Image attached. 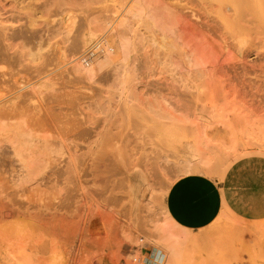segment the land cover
Masks as SVG:
<instances>
[{
    "label": "rangeland",
    "instance_id": "rangeland-1",
    "mask_svg": "<svg viewBox=\"0 0 264 264\" xmlns=\"http://www.w3.org/2000/svg\"><path fill=\"white\" fill-rule=\"evenodd\" d=\"M240 1L243 31L224 0H0V264H264V9ZM191 174L222 194L198 230L165 207Z\"/></svg>",
    "mask_w": 264,
    "mask_h": 264
},
{
    "label": "crops",
    "instance_id": "crops-1",
    "mask_svg": "<svg viewBox=\"0 0 264 264\" xmlns=\"http://www.w3.org/2000/svg\"><path fill=\"white\" fill-rule=\"evenodd\" d=\"M165 207L178 228L198 230L210 226L222 210V194L213 177L185 175L168 190Z\"/></svg>",
    "mask_w": 264,
    "mask_h": 264
},
{
    "label": "bare ground",
    "instance_id": "bare-ground-1",
    "mask_svg": "<svg viewBox=\"0 0 264 264\" xmlns=\"http://www.w3.org/2000/svg\"><path fill=\"white\" fill-rule=\"evenodd\" d=\"M262 1V0H261ZM224 2H227L226 3V5H225V7L226 8H228L229 6H230V3H233V2H235V4L237 3V6H239L238 8H239V10H237L236 12V14H235V16L234 17H232L231 19V21H232V25H240V26H242L241 25V23H245L248 19L246 18V16L248 15L247 13L245 14V12H246V9H248V7L250 6V4L248 3V2H244V1H240V2H236V0H224ZM257 2V1H256ZM263 3H264V0L262 1ZM262 2H260V4L263 6H260L259 8L261 9H264V5L262 4ZM259 4V5H260ZM154 5V4H153ZM229 5V6H228ZM236 6V7H237ZM139 7V6H138ZM160 9V8H159ZM223 9V8H222ZM250 12H251V10H250V8L248 9ZM248 11V12H249ZM197 12V11H196ZM74 13V12H73ZM252 13V12H251ZM74 16V15H73ZM226 17V16H225ZM224 17V18H225ZM231 17V16H230ZM229 17V18H230ZM252 17H253V20L252 21H250V23H257L258 21L256 20V18H258V16H254V15H252ZM259 17L264 21V12L261 14V15H259ZM228 17H227V19H229ZM245 18L247 19V20H245ZM224 20V19H223ZM200 22V21H199ZM247 22H249V21H247ZM224 24H225V22H223ZM249 23V24H250ZM260 23V21L257 23V24H259ZM263 23V22H262ZM196 25V24H195ZM227 24H225V27H227L226 26ZM231 25V26H232ZM262 25V24H261ZM261 25H259V26H261ZM205 26V25H204ZM245 26V25H244ZM262 27H263V25H262ZM210 28V30H211V27H209ZM240 31H243V30H241L240 28H239V26L237 27ZM261 28V27H260ZM250 30V29H249ZM208 31H209V29H208ZM263 31V30H262ZM211 32H214L213 31V29H212V31ZM136 43V42H135ZM144 43V42H143ZM182 48V47H181ZM170 69V68H169ZM180 109V108H179Z\"/></svg>",
    "mask_w": 264,
    "mask_h": 264
}]
</instances>
